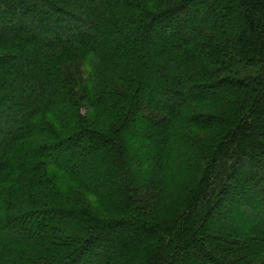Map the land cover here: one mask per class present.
Instances as JSON below:
<instances>
[{"label":"trees","instance_id":"obj_1","mask_svg":"<svg viewBox=\"0 0 264 264\" xmlns=\"http://www.w3.org/2000/svg\"><path fill=\"white\" fill-rule=\"evenodd\" d=\"M0 264H264V0H0Z\"/></svg>","mask_w":264,"mask_h":264},{"label":"rangeland","instance_id":"obj_2","mask_svg":"<svg viewBox=\"0 0 264 264\" xmlns=\"http://www.w3.org/2000/svg\"><path fill=\"white\" fill-rule=\"evenodd\" d=\"M86 70L85 72H87ZM248 73H253V69H247ZM226 96V95H225ZM221 96V95H216L213 99L212 105L215 106H221V107H227L229 109H233L235 105L229 104L230 101L228 102L227 96ZM232 99V97H231ZM184 161V159H183ZM183 161H180L178 165H176V168H179L182 170V164ZM184 165V164H183ZM97 170V167H96ZM173 169L166 168L164 169L162 176L163 180L167 179L168 175L172 174ZM176 184L172 182L170 179L166 182V187L161 189L159 193V198L158 201L155 203H151L150 209L147 212V218L151 221L157 222L159 221L160 216L164 217L166 221H168L171 216H173L176 211L178 210V205L179 201H176V194L177 191L175 189ZM74 192H77L76 190ZM74 201V198L71 199ZM77 203H80L78 200H76ZM48 247H44L43 245H38V247H32L31 251H24L25 252V257L30 261L31 256H36L39 257V260H41L45 256H49V252L47 251ZM242 253L239 251L235 252V256H241Z\"/></svg>","mask_w":264,"mask_h":264}]
</instances>
